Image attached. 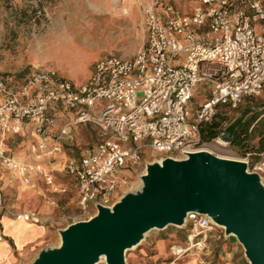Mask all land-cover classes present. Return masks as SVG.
<instances>
[{"label": "built area", "instance_id": "1", "mask_svg": "<svg viewBox=\"0 0 264 264\" xmlns=\"http://www.w3.org/2000/svg\"><path fill=\"white\" fill-rule=\"evenodd\" d=\"M143 25L146 40L133 57L98 58L83 83L48 67L36 69L19 92L0 79V180L9 171L16 180L29 183L38 177L52 191L66 192L44 160L63 149L76 124H92L100 142L66 165L79 193L77 221L89 219L98 205L112 206L126 190L121 170L128 162L145 163L144 152L156 160L184 158L204 148L201 126L220 107L235 109L245 97L264 91V0H196L191 12L170 7L164 14L152 4L144 9ZM202 85L208 96L193 109ZM55 108L65 113H51ZM26 122L34 136L26 154L16 157L6 141L21 134ZM227 134L223 130L212 142L229 146ZM238 159L264 182V150L256 160L251 153ZM0 210L16 219L41 220L38 213L16 210L2 199ZM188 223L193 228L189 242L197 247L203 246L199 234L219 227L195 211L188 213ZM189 249L172 247L177 256Z\"/></svg>", "mask_w": 264, "mask_h": 264}, {"label": "rangeland", "instance_id": "2", "mask_svg": "<svg viewBox=\"0 0 264 264\" xmlns=\"http://www.w3.org/2000/svg\"><path fill=\"white\" fill-rule=\"evenodd\" d=\"M195 3L196 0H0V79L19 92L36 69L48 67L76 83H83L89 78L98 58L109 54L133 57L143 46L147 34L143 25L145 7L155 4V10L160 14H164L168 6L188 13ZM207 96V86H200L192 108L196 109ZM249 105L255 110L263 109L264 91L251 100H243L235 109H226V125ZM100 139L96 128L79 127L73 144L65 147L71 148L78 158L95 147ZM204 148L225 157H241L231 144L219 146L211 142ZM143 159L145 163L133 165L128 162L121 170L128 183L122 195L141 184L146 164L155 158L144 152ZM253 159H258V156L253 155ZM66 165L67 161L52 164L56 166L58 182L65 183L66 192H54L46 185L49 191L47 188L39 190L45 193L39 201L29 199L33 203V211L43 209L41 218L59 237L57 242L47 244H58L59 229L77 221L80 213L77 188ZM192 229L188 223L182 227L169 225L148 232L140 244L127 251L126 263L226 264L229 261L222 257V251L232 249L231 237L239 246V256L235 255V259L239 258L235 263L250 264L243 246L235 236L225 235L223 228L215 227L199 234L197 239L203 240L202 247L189 242ZM174 245L190 246V249L177 256L172 251Z\"/></svg>", "mask_w": 264, "mask_h": 264}, {"label": "water", "instance_id": "3", "mask_svg": "<svg viewBox=\"0 0 264 264\" xmlns=\"http://www.w3.org/2000/svg\"><path fill=\"white\" fill-rule=\"evenodd\" d=\"M229 136V134H227ZM208 215L233 235L250 264H264V182L238 158L212 151L162 157L146 164L141 184L89 219L59 229L60 242L43 246L29 263L127 264V251L154 229L182 227L188 213Z\"/></svg>", "mask_w": 264, "mask_h": 264}, {"label": "crops", "instance_id": "4", "mask_svg": "<svg viewBox=\"0 0 264 264\" xmlns=\"http://www.w3.org/2000/svg\"><path fill=\"white\" fill-rule=\"evenodd\" d=\"M170 7L173 6H168V8ZM50 112L61 115L65 113V110L55 108ZM84 126L87 128H96L92 124L88 123L76 124L73 128V137L64 140L63 149L57 152L52 158H46L44 160L45 163H47L54 170V172L56 169V166H52L54 162L62 163L76 157L72 153L73 150H71V148H66L65 145H72L76 131L79 127ZM33 136V126L30 122H26L24 131L21 134L11 135L7 139L6 142L9 153L16 157L24 156ZM93 149L94 147L88 149L80 157L75 159H80ZM51 160H54V162L51 163ZM72 181H74V185L77 188V184L73 177ZM61 184L65 186L64 182H61ZM44 188L48 189L46 184L38 177L33 178L29 183H25L21 180L14 179L12 173L6 171L3 173L0 180V199L4 200L16 210L33 211L31 207L33 203L29 199L35 198L36 201H39L42 196H45L44 192H40ZM41 211H43V209ZM41 211L34 210V212L39 215H42ZM0 234L3 235V238L0 239V264H20L21 262L29 263L34 259L42 246L49 242H57L59 238L57 233L52 229L51 225L46 223L43 218L39 221L16 219L3 210H0ZM230 241L234 245L231 250L222 251V257L226 261H229L226 264H236L235 262H238L239 257L235 259V255L239 256V246L235 244V240L231 237Z\"/></svg>", "mask_w": 264, "mask_h": 264}, {"label": "trees", "instance_id": "5", "mask_svg": "<svg viewBox=\"0 0 264 264\" xmlns=\"http://www.w3.org/2000/svg\"><path fill=\"white\" fill-rule=\"evenodd\" d=\"M253 97L255 96L245 97L243 100H251ZM219 109L221 110H218L219 112L211 122L201 126L202 140L209 144L213 138L226 130V133L229 134L227 140L239 155L245 156L247 153H251L258 156L264 150V108L255 110L252 105H249L241 111L240 116L227 125L228 113L226 109L232 108L222 106ZM99 142L100 140L97 144Z\"/></svg>", "mask_w": 264, "mask_h": 264}, {"label": "bare ground", "instance_id": "6", "mask_svg": "<svg viewBox=\"0 0 264 264\" xmlns=\"http://www.w3.org/2000/svg\"><path fill=\"white\" fill-rule=\"evenodd\" d=\"M208 149H205V148H202V149H197V150H193V151H190L188 153H191V152H200V151H206ZM210 151V150H209ZM221 156V155H220ZM222 157H225V156H222ZM227 158H233V157H227ZM100 262H106L105 260V256H102L101 259H100Z\"/></svg>", "mask_w": 264, "mask_h": 264}]
</instances>
